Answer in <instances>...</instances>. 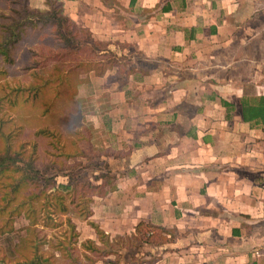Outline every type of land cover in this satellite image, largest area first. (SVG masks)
Segmentation results:
<instances>
[{
    "label": "crops",
    "instance_id": "obj_1",
    "mask_svg": "<svg viewBox=\"0 0 264 264\" xmlns=\"http://www.w3.org/2000/svg\"><path fill=\"white\" fill-rule=\"evenodd\" d=\"M57 1L125 57L79 87H105L84 115L105 187L88 221L120 264H264V0ZM141 222L173 240L132 246Z\"/></svg>",
    "mask_w": 264,
    "mask_h": 264
},
{
    "label": "trees",
    "instance_id": "obj_2",
    "mask_svg": "<svg viewBox=\"0 0 264 264\" xmlns=\"http://www.w3.org/2000/svg\"><path fill=\"white\" fill-rule=\"evenodd\" d=\"M10 1L15 5L11 13H0V79L8 75L4 66L8 68L16 63L17 51L30 34L41 37V52L26 51L23 54L25 61L31 57V66L39 67L49 60L68 59L69 68L66 73L56 68L54 79H43L34 73V82L29 89L23 92L12 90L4 100L10 102L13 111H17V107L21 111L31 109V112H39L49 123H69L71 119H77L81 109L74 96L83 81L77 71H94L103 75L107 70L120 67V60L125 57H117L108 49L109 43L95 40L91 31L79 27L65 14L62 3L57 0H46L48 8L45 10L30 9L29 0ZM44 93L48 99L43 103L44 107L41 104L39 108V100ZM256 111L264 112V107H252V112ZM28 125L36 127L30 120ZM17 129L18 133L10 129L5 131L0 119V238L14 234L15 218L27 219L28 227L26 236L20 237L10 249L0 246V264H97L100 261L120 264V246L113 244L95 223L88 221L93 215V196L104 194V184L95 185L90 178L74 172L78 168H91L99 171L95 180L104 177V164L96 159L90 145V131L87 128L74 131V138L65 145L56 126L37 128L33 133L35 140L25 137V125H19ZM59 173L66 177V183H58ZM63 192L68 194V205ZM70 206L79 217L88 221L100 244L88 239L80 243L81 249L77 248L74 243L78 242L79 235L70 217L66 219L71 230L68 237L46 239L44 227L56 228L62 223L56 221L50 208L66 214ZM172 240L168 230L141 222L129 243L132 246H160ZM44 244L48 245L50 252H43ZM155 261L153 259L152 262Z\"/></svg>",
    "mask_w": 264,
    "mask_h": 264
},
{
    "label": "rangeland",
    "instance_id": "obj_3",
    "mask_svg": "<svg viewBox=\"0 0 264 264\" xmlns=\"http://www.w3.org/2000/svg\"><path fill=\"white\" fill-rule=\"evenodd\" d=\"M15 8V5L12 4L10 0H0V13H4L6 15L10 14L12 9ZM29 8L32 10H45L47 9V4L46 0H29ZM40 39L41 37L36 35V34H30L27 36L25 39L24 43L19 47L17 51V60L16 63L8 67L4 66L8 70V75L5 78L0 79V119L2 123L4 124V129L5 131L9 130H15L18 133L17 126L19 125H25L26 127V133L25 137L30 140H35L33 133L34 131L42 126L49 125L51 128H54L56 126L59 131L62 133L63 144H67L68 141H70L72 138H74L73 132L74 131H82L83 129H86V127L89 126V117H87V120L84 118V115L91 114V112L96 108L97 106L100 105V96H101V91H104L103 89L105 88L102 86L100 80L98 82H94L95 78H93L89 85L83 84L82 88H79L81 84L78 86V91L79 94L74 96V99L78 98V102H81V113L77 117V119H74L69 122V123H54V122H47L46 119H43L40 116L39 112H31L30 110H24L21 111L20 108L17 107V111H13L11 109V105L9 101L4 100L6 94H10L12 90L16 91L18 89L22 90V92L26 89H29V87L33 84L34 79L32 78V75L34 73H37L38 76L42 77L43 79H54L56 78L55 76V69H59L61 73H66L68 68H69V63L68 59L65 60H49L46 61L43 66L39 67H34L31 66L33 62V58L29 57V60H24L23 59V54L27 53L28 51H33L35 53L41 52L40 48ZM27 51V52H26ZM42 51H46V49H42ZM37 59H41V57H37ZM78 75L80 78H85L86 77V72L83 70H78L77 71ZM74 79V78H73ZM81 89V90H80ZM108 93V92H106ZM15 94V92H14ZM12 97V96H11ZM48 99L46 97L45 93L41 96L39 100V108L42 107L41 104L44 107L45 101ZM80 99V100H79ZM63 104V103H62ZM22 113V116L20 117L19 114ZM52 113V112H51ZM84 113V114H83ZM21 115V114H20ZM22 121H21V120ZM33 122L34 128H31L28 125V121ZM38 121V123H37ZM33 127V126H32ZM31 128V129H30ZM28 135V136H27ZM26 139H23L25 141ZM41 147L44 149L45 146L41 144ZM41 148V149H42ZM83 162L85 159L80 158ZM75 173L78 174V176H82L84 178H92L94 176V172L91 168L89 169H76L74 170ZM58 183H66L67 179L62 175V173H59ZM66 196V205H68L69 198L67 192H63ZM50 213H53L52 215L56 218V221H62V223L56 227V228H45L44 227V233L46 236V239H53L56 240L55 238H60L63 235L68 237L70 235V228L68 227L66 223V219L68 217L71 218L72 222L75 225V231L78 233V242L74 243V245L79 248L81 245L80 243L82 241L88 240L85 237L88 236V232L86 234V227L82 221L83 219L79 217L74 210L72 206L69 207V210L66 214H62L61 212H58L54 207L50 208ZM43 214H41L42 216ZM84 221V220H83ZM77 222V224H76ZM15 231L14 234L11 236L5 238H0V246L4 247L5 249H10L15 243L18 242L20 237H25L26 236V228L28 227V220L25 219L24 217L20 218H15V223H14ZM42 228L41 226H39ZM98 244H100L98 238L97 240ZM123 241V240H122ZM114 244L120 245V237H117L113 239ZM45 245V244H44ZM116 245V246H117ZM81 249V247H80ZM132 250L129 251V255H131ZM43 252L48 253L50 252V249L48 245H45L43 247ZM57 257L60 258V255L57 253ZM114 259V257H111ZM97 264H104V262L100 261Z\"/></svg>",
    "mask_w": 264,
    "mask_h": 264
}]
</instances>
